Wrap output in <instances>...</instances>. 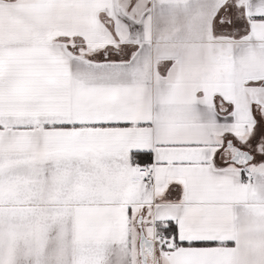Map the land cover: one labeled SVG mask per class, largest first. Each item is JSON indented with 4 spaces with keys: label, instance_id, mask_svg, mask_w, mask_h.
Returning a JSON list of instances; mask_svg holds the SVG:
<instances>
[{
    "label": "snow or ice",
    "instance_id": "obj_1",
    "mask_svg": "<svg viewBox=\"0 0 264 264\" xmlns=\"http://www.w3.org/2000/svg\"><path fill=\"white\" fill-rule=\"evenodd\" d=\"M0 264H264V0H0Z\"/></svg>",
    "mask_w": 264,
    "mask_h": 264
}]
</instances>
